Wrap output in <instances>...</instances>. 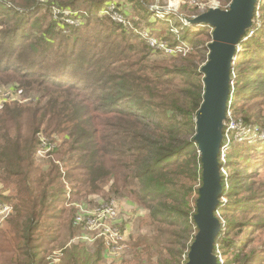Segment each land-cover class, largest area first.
<instances>
[{
    "label": "trees",
    "instance_id": "16d2710c",
    "mask_svg": "<svg viewBox=\"0 0 264 264\" xmlns=\"http://www.w3.org/2000/svg\"><path fill=\"white\" fill-rule=\"evenodd\" d=\"M10 1L14 5L7 0L0 1V54L5 57V60H0V83L3 76L12 75L27 84V90L36 91L39 96L26 104L17 102L11 105L5 101L7 103L3 104L0 111L1 180L5 184L13 181L18 186L17 215L11 220L15 233L12 239L24 241L17 250L23 259L9 258L2 264H43V257H38L44 244L38 243L39 228L47 217L60 218L67 211L65 208L52 210L54 202L68 199L60 193L65 191L62 188L64 179L61 180V168L56 163V159L67 150L70 153L66 159L77 164L73 169H81L80 174L69 169L65 175L73 190L76 189L73 194L82 192L83 198L87 200L83 202L89 203H93V199H88L91 195L108 200L114 196H124L123 192H126L127 196L136 198L151 211L155 220L165 222L169 228L176 230L170 233L172 238H168V233L158 228L149 246L166 247L171 261L162 258L163 264H181L180 258L189 254L198 232L195 214L191 215L186 210L190 208L186 198L193 188L182 186L184 199L177 200L180 194L176 183L167 176L183 166L194 171V176H197V170L203 165L202 157L197 158L196 155L194 137L205 92V85L198 79L196 56L181 58L180 64L185 65L174 66L164 73L163 78L156 74L150 79L147 97L140 91L142 86L135 82L139 78L146 79L148 75L139 73L134 76L131 72L122 74L116 69L117 65L105 62L106 56L93 58L89 52L76 54L75 42L83 40L72 30L69 38L64 40L71 44V51L66 48L63 56L58 54L55 58L58 62L53 63V60L48 59L60 31H57L56 24L49 21L51 19L41 16V13L32 15L34 10H49L53 6L61 9L78 1L90 2L98 8L106 0H47L46 3H42L43 0ZM30 20L34 21L31 25L27 23ZM260 36L257 33L253 37V53H249L250 50L241 52L237 55L235 66L242 63L249 65L255 55H260L262 66L258 69L252 67L248 70H254L252 75L240 74L237 79L244 77L241 83L252 81L251 86L264 88V43ZM129 48L133 49L134 45ZM11 59L17 61L16 67L12 64L15 60ZM39 63L44 65L39 66ZM175 77L183 81L184 85L176 88L171 79ZM244 87L238 89L235 99L248 96L249 91L253 93L251 88L240 93ZM5 91V96H12L11 90ZM159 98L166 103H155L154 100ZM41 130L50 137V143H56L49 157L52 169L48 173H43L34 162ZM58 135L64 138L61 144H57L55 139ZM237 161L245 168L258 166L253 157H246L245 154L239 155ZM241 168L236 169L239 176H235V173L228 179L223 176V186L225 182L234 183L229 190L223 188L227 196L233 194V189L241 187V182L248 176L243 175L244 169ZM110 182L114 195L104 192L103 187ZM196 192L199 195V189ZM157 197L161 199L157 200ZM168 199L182 203L183 208L166 203ZM235 203L229 208L247 209L239 207L241 200ZM66 226L72 234L77 231L79 235L83 231L74 224V217ZM61 231L65 238L67 232ZM247 239H243L242 246H245ZM96 247V258L92 264L101 260L105 253L102 241ZM63 251L67 261L79 264L85 249L80 248L78 243ZM162 251L157 250L161 256ZM5 252L15 253L7 246L0 247V256H4ZM250 259L253 260L251 255ZM84 262L87 264L88 260Z\"/></svg>",
    "mask_w": 264,
    "mask_h": 264
},
{
    "label": "rangeland",
    "instance_id": "374dc122",
    "mask_svg": "<svg viewBox=\"0 0 264 264\" xmlns=\"http://www.w3.org/2000/svg\"><path fill=\"white\" fill-rule=\"evenodd\" d=\"M0 1L3 2V0ZM7 1L14 5L10 0ZM43 1L42 3H46L47 0ZM231 3L232 0L230 2L223 0H106L102 6L96 8L97 6L90 2L78 1L70 7L64 6L61 9L55 6L49 10L38 8L32 15L41 13V16L51 19L49 21L56 24L57 31H60L52 46L53 50L51 51L53 52L48 56V59L53 60V63L58 62L55 59L58 54L63 56L64 49L67 48L71 51V44L69 45L68 41L64 40L69 38L72 30L74 34L78 33L80 39L83 40L75 42L76 54L89 52L93 58L106 56L105 62L117 65L116 69L122 74L131 72L134 76L139 73L148 75L146 79L139 78L135 82L142 86L140 91L148 97L147 91L151 87L149 86L150 79H153L156 74H160L163 78L164 73H168L174 66L185 65L180 64V59L189 56H196L198 79L204 84L205 74L202 68L209 61V44L213 41L214 28L205 23H197L195 20L210 9L228 10ZM118 8L120 10L116 11ZM27 23L31 25L34 21L30 20ZM257 33H260L261 41L264 43V0H259L257 3L254 24L247 30L238 56L245 50H250L249 53H253V37ZM60 44L62 48H60ZM131 45H134L133 49L129 48ZM0 60H5L4 54H0ZM43 60L46 61L45 57ZM249 63V65L242 63L237 66L234 64L232 69L231 98L228 101L227 118L224 121V139L219 157L223 188L229 190L234 186V183L229 182H225L223 186V176L225 179H228L232 173L239 176L240 173H236V169L239 167L244 169L243 175L248 174V176L241 182V187L233 189L234 192L231 196H227V192L223 193L221 204L216 212L221 223V233L218 234L214 249L217 264H264V88L257 85L251 86L252 81L241 83L244 77H241V80L237 79L240 74L252 75L254 70L250 72L248 70L252 67L260 68L263 62L260 55L257 54ZM12 64H15L14 67H16L17 61L15 60ZM41 65L44 64L39 63V66ZM79 71L81 72V69ZM171 79L174 80L176 88L184 85L183 81L176 77ZM243 85L245 87L239 91L240 93H243L244 89L249 91V88L253 89V93L249 91L248 96L235 99L234 96ZM26 86L28 85L17 77L3 76L0 83V111L3 104L7 102L11 105H15L14 103L17 102L26 104L31 103L36 96H39L36 91L27 90ZM5 90H11L12 96L10 94L5 96ZM154 102L166 103L162 98L154 100ZM39 134L47 135L44 130H41ZM55 139H57V144H61L64 140L62 135L56 136ZM40 147L39 143L34 162L42 169L43 173H48L52 169L50 155H39ZM195 147L197 158L202 157L197 143ZM69 153L67 150L62 157L56 159L57 165L61 168V180L64 179L62 188L65 191L64 193L63 191L59 192L68 199L52 204L54 205L52 210L65 208L67 211L62 213L60 218L47 217L44 225L39 228L38 243L43 242L44 244L38 257H43L41 261L43 264H74L66 260L63 249L68 246L73 247L78 243L80 248L85 249L79 264H86L85 260H88L87 264H92L96 258V244L87 246L80 243L77 231L74 234L70 233V230L67 231L66 223L75 216L78 205L87 201L83 198L82 192L78 195L73 194L76 189L73 190L72 184L65 176L69 169L78 174L81 172V169H73L77 165L76 162L71 163L66 159ZM243 154L246 157L248 155L253 157L254 161L258 163L257 168H245L239 164L238 156ZM230 159L237 161L239 166L236 167L237 163L235 162H229ZM2 172L3 170L0 168V203L5 204L0 209V247L7 246L15 253L5 252L4 256H0V264L9 258L23 259L17 250L24 244V241L19 238L12 239L15 233L12 230L11 220L17 215L15 206L19 202L18 186L13 181H9L7 184L3 183ZM193 173L194 171L183 166L169 173L167 178L176 183L175 187L180 194L177 200L184 199L182 186L193 188L186 198L190 203V208H186V210L191 215H196L199 198L196 190L200 189L203 184V165L197 170V176H194ZM111 185V182L105 185L104 192L114 195L111 193ZM123 194L124 196H114V198L124 199L123 201L126 202L125 211H122L123 216L119 221L121 220L126 231L127 248L119 258H113V256L104 253L103 258L96 264H161L162 258L171 261L166 247H150L149 242L153 239L158 228L164 229L168 233V238H172L170 233L176 230L169 228L165 222L159 223L155 220L151 211L136 198L127 196L126 192ZM55 195L58 196V193ZM98 198L91 195L88 199H93V203L90 204H94ZM160 199L157 197V200ZM237 200H241L239 207L244 206L248 210L230 209L229 207L236 204ZM166 203L183 208L182 203L175 199H168ZM233 224L235 226L231 228L230 226ZM61 230L67 232V234L65 232V238L62 237L64 232ZM56 236L59 237L54 239ZM245 238L248 239L245 246H242L241 242ZM64 243H66L65 246H63ZM159 249H163L164 257L157 252ZM249 255L253 260H249ZM180 261L181 264H186L188 255H182Z\"/></svg>",
    "mask_w": 264,
    "mask_h": 264
},
{
    "label": "water",
    "instance_id": "95a60500",
    "mask_svg": "<svg viewBox=\"0 0 264 264\" xmlns=\"http://www.w3.org/2000/svg\"><path fill=\"white\" fill-rule=\"evenodd\" d=\"M258 1L232 0L228 10L210 9L195 20L213 27L214 31L209 44V61L202 68L205 92L197 115L195 141L202 156L203 184L194 216L198 232L187 264H217L214 249L221 223L216 212L223 195L219 157L231 98L232 62L238 45L254 24Z\"/></svg>",
    "mask_w": 264,
    "mask_h": 264
},
{
    "label": "built area",
    "instance_id": "2783aa9c",
    "mask_svg": "<svg viewBox=\"0 0 264 264\" xmlns=\"http://www.w3.org/2000/svg\"><path fill=\"white\" fill-rule=\"evenodd\" d=\"M39 140L41 147L38 154L41 156L50 155L56 143H50L49 138L44 134H40ZM123 200L120 198L108 200L98 198L94 204L83 202L78 205L74 224L83 230L78 235L80 243L92 246L102 241L105 254L119 258L127 248L126 231L121 220L119 221L123 216L122 211H125L126 202ZM4 205L0 203V209Z\"/></svg>",
    "mask_w": 264,
    "mask_h": 264
},
{
    "label": "bare ground",
    "instance_id": "6f19581e",
    "mask_svg": "<svg viewBox=\"0 0 264 264\" xmlns=\"http://www.w3.org/2000/svg\"><path fill=\"white\" fill-rule=\"evenodd\" d=\"M242 43V42H241ZM241 43L238 45V47H237V50H236V52H235V54H234V57H233V64H235V61H236V59H237V55H238V53H239V51H240V45H241ZM233 81V80H232Z\"/></svg>",
    "mask_w": 264,
    "mask_h": 264
}]
</instances>
